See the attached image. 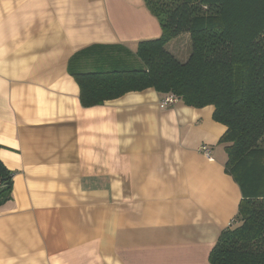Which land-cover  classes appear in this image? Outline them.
Returning a JSON list of instances; mask_svg holds the SVG:
<instances>
[{
  "label": "crops",
  "instance_id": "1",
  "mask_svg": "<svg viewBox=\"0 0 264 264\" xmlns=\"http://www.w3.org/2000/svg\"><path fill=\"white\" fill-rule=\"evenodd\" d=\"M161 33L144 0H0V264H211L242 199L214 106L84 107L69 72Z\"/></svg>",
  "mask_w": 264,
  "mask_h": 264
},
{
  "label": "trees",
  "instance_id": "2",
  "mask_svg": "<svg viewBox=\"0 0 264 264\" xmlns=\"http://www.w3.org/2000/svg\"><path fill=\"white\" fill-rule=\"evenodd\" d=\"M144 2L158 19L161 36L139 42L135 54L124 48L98 52L77 69L73 63L81 54L73 56L69 72L80 86V101L92 107L153 88L190 106L213 105L214 119L227 127L220 138L226 172L242 199L235 223L221 232L209 260L264 264V0ZM183 34L192 46L184 62L166 47ZM133 55L142 66L130 67ZM11 175L0 159V202L12 189Z\"/></svg>",
  "mask_w": 264,
  "mask_h": 264
},
{
  "label": "rangeland",
  "instance_id": "3",
  "mask_svg": "<svg viewBox=\"0 0 264 264\" xmlns=\"http://www.w3.org/2000/svg\"><path fill=\"white\" fill-rule=\"evenodd\" d=\"M178 38L174 42H169L166 47L167 49L172 52L180 61H185L188 54L191 53V40L189 34H183L181 36L176 37ZM174 38V39H176ZM173 39V40H174ZM174 47V50L178 52L179 56L176 55L175 51H173L171 48ZM129 65L130 67L137 68L142 66V61L139 60V58L136 55H133L132 57H129Z\"/></svg>",
  "mask_w": 264,
  "mask_h": 264
},
{
  "label": "built area",
  "instance_id": "4",
  "mask_svg": "<svg viewBox=\"0 0 264 264\" xmlns=\"http://www.w3.org/2000/svg\"><path fill=\"white\" fill-rule=\"evenodd\" d=\"M179 101V98L173 94H167L162 97L160 100V107L167 108L169 106L175 105ZM202 151L210 157V149L207 145L202 147Z\"/></svg>",
  "mask_w": 264,
  "mask_h": 264
}]
</instances>
